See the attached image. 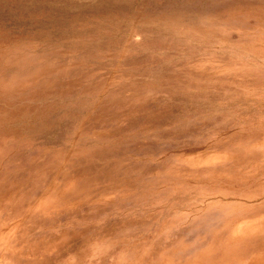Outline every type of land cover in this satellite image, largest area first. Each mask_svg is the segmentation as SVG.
Wrapping results in <instances>:
<instances>
[{
	"label": "rangeland",
	"instance_id": "374dc122",
	"mask_svg": "<svg viewBox=\"0 0 264 264\" xmlns=\"http://www.w3.org/2000/svg\"><path fill=\"white\" fill-rule=\"evenodd\" d=\"M0 264H264V0H0Z\"/></svg>",
	"mask_w": 264,
	"mask_h": 264
}]
</instances>
